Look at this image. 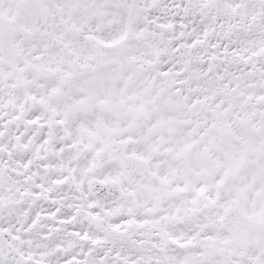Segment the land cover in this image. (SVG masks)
Listing matches in <instances>:
<instances>
[{"label": "snow or ice", "instance_id": "obj_1", "mask_svg": "<svg viewBox=\"0 0 264 264\" xmlns=\"http://www.w3.org/2000/svg\"><path fill=\"white\" fill-rule=\"evenodd\" d=\"M0 264H264V0H0Z\"/></svg>", "mask_w": 264, "mask_h": 264}]
</instances>
